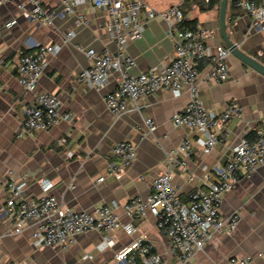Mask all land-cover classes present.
I'll return each mask as SVG.
<instances>
[{
	"label": "crops",
	"instance_id": "obj_1",
	"mask_svg": "<svg viewBox=\"0 0 264 264\" xmlns=\"http://www.w3.org/2000/svg\"><path fill=\"white\" fill-rule=\"evenodd\" d=\"M46 9L59 13L60 0H39ZM156 11H163L179 0H143ZM227 1V36L240 43L244 52L264 66L263 36L250 31V22ZM29 9L25 0H15L0 7V264H115L117 256L127 250L133 239L155 244V251L166 264H184L168 254L167 239L156 228L155 218L147 213L135 222L136 232L127 236L122 230L112 234L113 247L104 244L102 234L91 231L76 237L67 250L36 246L31 240V229L20 234H9L2 213L7 195L4 182L8 172L15 178L25 176L27 199H39L43 193L38 180L45 178L53 184L50 194L62 208L90 212L108 205L123 224L129 218L123 205L131 198L145 199L150 194L153 180L166 171L167 154L175 151L187 136L185 129L174 128L171 117L180 113L190 102V88L184 86L178 98L169 92H159L144 98L139 110H131L113 117L105 106V94L116 86L117 73L110 76L109 85L101 90H90L76 82L77 75L91 65V61L75 46L101 53L115 51V44L103 31V15L90 6H82L76 13H84L87 24L74 28L69 42L64 33L73 27L75 15L58 16L52 26L35 22L22 15L18 5ZM220 7L208 11L193 9L186 20H197V26L209 31L205 46L210 56L217 46L227 48L219 30ZM15 24L7 27L10 21ZM56 44L60 51L49 58L37 86V92L54 94L61 103L60 112L70 113L71 120L61 122L48 131L19 137L20 110L33 102L36 93L25 92L18 83L16 66L21 55L37 45ZM173 42L165 23L154 18L146 23L143 36L125 45V55L136 65L130 73L137 75L150 70H162L168 63ZM230 80L213 85L203 82L206 61L199 63L200 76L196 84L198 97L208 110L222 114L229 106L239 108V118L230 119L224 126L227 140L218 144L210 154L202 153L199 138L191 135L190 155L173 154L171 188L181 200L197 188L205 189L212 183L215 170L221 169L232 148L251 134L264 118V77L248 68L232 55L226 58ZM150 119L155 131L146 132L145 120ZM214 131H219L216 123ZM63 139L65 148L57 146ZM125 140L136 145V160L120 168V160L111 153L112 147ZM184 163L186 172L180 171ZM110 166L118 168L113 173ZM106 176L102 188L94 183ZM221 213L240 214L238 226L231 234H215L207 241L189 264H228L230 259L251 258L249 264H264V166L253 173L240 172L236 185L226 193L220 205Z\"/></svg>",
	"mask_w": 264,
	"mask_h": 264
},
{
	"label": "built area",
	"instance_id": "obj_2",
	"mask_svg": "<svg viewBox=\"0 0 264 264\" xmlns=\"http://www.w3.org/2000/svg\"><path fill=\"white\" fill-rule=\"evenodd\" d=\"M15 0H0V7ZM29 9L18 5L22 15L46 26H52L58 16L75 15L73 27L64 33V42H69L74 35V28L87 24L84 13L76 12L82 6H90L103 15V31L115 44V51L104 49L96 53L92 49L75 46L85 54L91 65L82 70L76 78L78 85L90 90L101 91L110 82L112 73L118 74L116 86L104 97L105 106L110 114L117 118L131 110H139L144 98L159 92H169L178 98L182 88H190L191 100L180 112L171 117L174 128L185 129L184 137L178 148L167 154L166 171L152 182L150 194L142 199L131 198L122 209L129 218L123 224L114 214L116 205L100 206L90 212L62 208L57 199L50 194L53 184L45 179L38 180L43 195L37 199H27L25 176L15 178L8 172L4 182L7 195L3 215L9 227V234H20L25 228L31 229V240L36 246L67 250L74 244L77 236L95 231L102 234L103 242L108 247L114 246L112 234L122 230L127 236L135 234V222L145 218L147 213L156 220L158 232L167 239L168 254L184 264H189L195 256L204 250L208 240L215 234H231L240 221L239 212L229 216L221 213L220 205L226 193L236 185L240 172L253 173L264 166V118L251 139H243L232 148L225 165L215 170L212 183L205 189L197 188L189 194L188 199L181 200L171 188V169L173 154L190 155L191 135L199 138L201 151L208 155L220 143L227 140L225 124L232 118H239L241 112L235 105L229 106L222 114L208 110L200 101L196 84L200 76L199 63L206 61L202 80L207 84L219 85L230 80L226 58L228 49L217 46L215 55L210 56L205 41L210 33L198 26H184L186 16L183 6L197 9L199 4L207 6L210 0H179L163 11H156L143 0H60L61 11L46 9L39 0H25ZM235 7L250 22V31L263 36L264 55V0H234ZM154 18L162 20L167 27V34L173 42L168 63L160 71L150 70L137 75L130 73L135 61L125 55V45L129 41L139 40L143 36L146 23ZM15 21L6 24L10 27ZM60 46L56 44L37 45L30 52L21 55L16 66L18 83L25 92L36 93L40 78L48 66L49 58L56 56ZM61 103L49 92L35 94L32 103L20 110L21 131L19 137L37 132L48 131L61 122L71 120L70 113L60 112ZM220 126L214 131V124ZM146 132L152 134L155 125L150 119L145 120ZM57 146L65 148L63 139ZM113 156L120 160V168L129 166L136 160V145L125 140L116 143L111 150ZM180 171L185 173L182 163ZM117 173L118 168L110 166ZM106 176H100L94 183L97 189L102 188ZM251 258L244 260L230 259L228 264H249ZM115 264H166L156 253L155 244L135 238L131 246L117 256Z\"/></svg>",
	"mask_w": 264,
	"mask_h": 264
},
{
	"label": "water",
	"instance_id": "obj_3",
	"mask_svg": "<svg viewBox=\"0 0 264 264\" xmlns=\"http://www.w3.org/2000/svg\"><path fill=\"white\" fill-rule=\"evenodd\" d=\"M228 0H221L219 11V30L221 37L225 41L229 54L236 60L247 66L248 68L256 71L258 74L264 77V66L257 62L254 58L244 52L242 45L236 41L230 40L225 31L226 26V7Z\"/></svg>",
	"mask_w": 264,
	"mask_h": 264
},
{
	"label": "trees",
	"instance_id": "obj_4",
	"mask_svg": "<svg viewBox=\"0 0 264 264\" xmlns=\"http://www.w3.org/2000/svg\"><path fill=\"white\" fill-rule=\"evenodd\" d=\"M220 4H221V0H210L209 4L207 6L199 4L197 6L198 7L197 9L201 12H205V11H208L211 8H213L215 5H218V7H220ZM233 6H235V1H233ZM182 9H183L184 15H186V13L188 11H191L189 4H185ZM184 26L188 27V28H195L197 26V20L196 19L195 20H186V22L184 23ZM251 136H253V133L251 134Z\"/></svg>",
	"mask_w": 264,
	"mask_h": 264
}]
</instances>
